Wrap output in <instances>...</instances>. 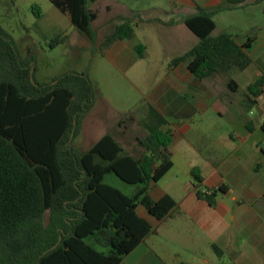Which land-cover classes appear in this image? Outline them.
Returning <instances> with one entry per match:
<instances>
[{
  "label": "trees",
  "instance_id": "1",
  "mask_svg": "<svg viewBox=\"0 0 264 264\" xmlns=\"http://www.w3.org/2000/svg\"><path fill=\"white\" fill-rule=\"evenodd\" d=\"M51 1L91 42L94 51L105 54L117 41L135 36L139 17L121 16L114 31L98 46L93 28L98 13L88 7L97 0ZM247 1L226 0L224 6L212 10L198 7L196 14L184 18L199 41L173 58L168 69L186 64L200 80L232 69L246 70L252 64L249 50L256 37L240 44L231 33L214 35V17L243 8ZM36 15L41 16L39 9ZM65 39L59 37L52 47ZM135 49L142 57L145 46ZM35 71V57H22L12 36L0 26V264H122L152 232L151 224L138 215V206L159 220L177 207L169 195L158 201L149 195L151 183L159 182L174 166L170 123L149 104L145 116L137 120L146 131L145 137L137 138L143 150L139 156L123 154L113 135L127 121L134 123V116L121 119L111 133L84 151L74 142L96 105L90 77L69 72L52 83L39 84ZM228 83L231 87V81ZM248 90L255 99L260 97L264 76ZM108 174L138 187L137 192L128 196L106 184ZM192 176L197 196L211 205L217 194L230 191L222 185L203 192L199 170L193 169Z\"/></svg>",
  "mask_w": 264,
  "mask_h": 264
},
{
  "label": "crops",
  "instance_id": "2",
  "mask_svg": "<svg viewBox=\"0 0 264 264\" xmlns=\"http://www.w3.org/2000/svg\"><path fill=\"white\" fill-rule=\"evenodd\" d=\"M98 1L92 4L94 9L91 10L96 11ZM111 1L118 3L121 15L100 23L99 28L119 16L139 17L136 18L135 36L130 40L117 41L105 53L122 68L136 62L134 52L138 45H144L145 50L142 57L137 55V60L148 58L155 44L152 42L154 37L160 39L155 46L162 51L161 54L175 47V39L166 35L187 27L184 18L196 14L198 7L212 10L226 4V0H107V11H112ZM240 11H249L246 16L254 12L257 15L258 11L264 14V1L248 0L242 9L228 12ZM219 15L214 17V35L225 32L218 31L216 18ZM98 19L99 16L94 24ZM152 20L173 21L174 24L163 25ZM263 31H252L251 36L236 30L226 31L233 34L240 44L249 37H256L249 50L252 64L240 71L241 76L233 75L235 69H232L228 74L200 80L186 64H180L172 70L167 67L166 75L155 85L150 104L159 109L170 123L174 166L159 182L151 183L149 195L155 201L169 195L177 207L159 220L150 215L145 207L138 206V215L151 224L152 232L123 259L122 264H264V180L251 176L264 162V149L260 147L264 142V92L255 99L248 90L251 84L264 76ZM185 37L190 39L191 45L182 54L199 41L197 37V40L189 35ZM162 38L167 41L161 43ZM255 107L263 114L258 122L247 114V110L249 115L253 114ZM147 109H144L145 114ZM142 117L134 116L136 121ZM224 119L238 126L231 137L233 142L236 138L238 143L229 149V155L223 157V150L227 148L215 140L210 154L206 155L201 147L207 137L217 135V125ZM118 122L92 147L111 133ZM113 135L122 146L123 154L139 156L143 152L137 145L140 136H136L133 142L129 129H119ZM193 169H198L203 177L200 186L207 187L206 190L200 187L203 192H211L222 185L229 186L233 192L217 194L213 205L200 199L192 176ZM237 188L238 193L235 192ZM137 190L138 187L135 193ZM214 247L218 248L220 255Z\"/></svg>",
  "mask_w": 264,
  "mask_h": 264
},
{
  "label": "rangeland",
  "instance_id": "3",
  "mask_svg": "<svg viewBox=\"0 0 264 264\" xmlns=\"http://www.w3.org/2000/svg\"><path fill=\"white\" fill-rule=\"evenodd\" d=\"M106 3L107 0H100L95 4L99 19L97 23H93V28L97 31L98 46L120 23L119 16L112 23L99 28L100 23L121 15L118 3L111 1L112 11L106 10ZM92 4L90 2L88 7L94 9ZM37 9L41 11V16L36 15ZM248 12L220 13L216 18L218 31L236 30L251 36L252 31L257 33L259 29L264 30L263 11H258L257 15L254 12L251 16H246ZM0 26L12 36L22 57H35L37 83H52L54 79L69 72L88 74L96 91V105L93 113L85 121L83 133L74 142L84 151L90 150L96 140L109 131L116 121L127 119L129 116L135 118H138V115L144 116V109L150 104L154 87L166 75L171 59L178 57L184 49L190 47V39H186L185 36L189 35L196 39L185 26L173 31L172 34H165L167 38H173L177 43L175 47L168 48L166 53L161 54L162 51L155 46L160 43V39L154 37L152 42L155 44L148 58L137 60L138 53L135 51L136 62L122 68L106 54H102L100 49L94 51L91 42L72 26L69 18L59 11L51 0H0ZM138 35L141 33L138 32ZM61 36H66L65 41L52 47ZM162 41L167 40L162 38L161 43ZM240 74V71L235 69L233 75L241 76ZM247 114L255 122L262 120L263 114L257 107L253 109V114L249 115L248 110ZM126 123L121 130L129 129L133 134L131 137L133 142L136 136L145 137L146 131L136 120L132 124L129 121ZM217 127V135L207 137L201 151L209 155L213 141L216 140L228 149H224L222 153V156L226 157L229 155V149L238 143L236 138L234 142L231 139L238 126L224 119ZM260 147L264 149V142ZM261 163L258 169L252 172L253 179L264 180V162ZM104 181L128 196H133L137 188L121 181L114 174H108ZM201 189L206 190L207 187L203 186ZM230 192H233V189ZM235 192L238 193L239 188ZM97 249L102 250L98 246Z\"/></svg>",
  "mask_w": 264,
  "mask_h": 264
}]
</instances>
